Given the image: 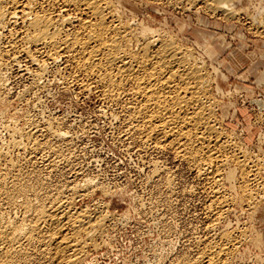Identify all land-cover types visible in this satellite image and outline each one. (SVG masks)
<instances>
[{
  "label": "rangeland",
  "instance_id": "obj_1",
  "mask_svg": "<svg viewBox=\"0 0 264 264\" xmlns=\"http://www.w3.org/2000/svg\"><path fill=\"white\" fill-rule=\"evenodd\" d=\"M112 1L122 19L131 21L138 31L151 28L193 50L212 81L214 123L233 148L247 154L250 166L257 161L264 171V33L250 24L253 17L264 14V0H235L239 14L231 18L194 0ZM60 66L48 64L50 70L46 79H38L39 86L32 84L35 66L24 74L20 70L24 66L5 73L8 83L0 85V124L4 125H0L4 141L0 144L7 145L13 129L27 128L32 118L55 117L74 139L62 145L64 155L71 159L59 158L54 170L44 167L40 155L34 164L22 152L21 159L17 152L11 156L21 160L22 173L26 178L33 176L37 190L41 189L39 202L66 188L64 196L71 198L72 210L108 214L104 230L91 236L94 241L82 235L86 247L79 264H178L193 260L206 240L225 233L238 239L230 255L232 264H264L263 171L257 176L254 208H248L240 199V170L227 162L225 173L236 171V177L221 190L235 202L213 225L207 212L209 185L197 170L169 148L155 151L139 147L135 137L124 140L122 123L112 114L118 108L106 105L95 89L66 88L63 79L53 75ZM152 163L159 170L155 172ZM85 179L94 181L93 185H84ZM72 184L81 188L78 194L70 191ZM34 257L28 264H55L40 252Z\"/></svg>",
  "mask_w": 264,
  "mask_h": 264
},
{
  "label": "bare ground",
  "instance_id": "obj_2",
  "mask_svg": "<svg viewBox=\"0 0 264 264\" xmlns=\"http://www.w3.org/2000/svg\"><path fill=\"white\" fill-rule=\"evenodd\" d=\"M195 2L227 18L239 14L235 0ZM119 11L112 0H0V85H7L5 73L15 66H24L21 73L37 67L32 84L40 85L38 79H46L48 64H59L53 75L62 78L66 88L95 89L106 105L118 108L112 114L122 123L124 140L135 137L139 147L155 151L169 148L197 170L209 185L207 212L213 225L235 202L221 190L236 177V171L225 173L229 161L240 170L241 201L253 207L257 176L263 170L257 161L250 166L247 154L233 148L214 123L206 65L174 36L151 28L138 31ZM250 24L263 34L264 14L253 17ZM56 119L32 118L27 128L13 129L8 146L0 144V264H28L39 252L55 264H79L86 247L82 235L93 239L108 222L102 211L91 215L86 209L72 210L71 198L64 196L66 188L55 196L42 195L45 198L39 202L41 189L33 176L22 173L21 152L29 163L40 155L50 170L59 158L71 159L62 145L74 139ZM230 150L233 153L227 156ZM14 152L20 161L13 159ZM152 164L155 172L159 170L157 163ZM83 182L90 186L94 181ZM69 189L75 195L81 188L75 184ZM237 243L229 233L221 234L206 240L196 258L178 264H232L230 255Z\"/></svg>",
  "mask_w": 264,
  "mask_h": 264
}]
</instances>
